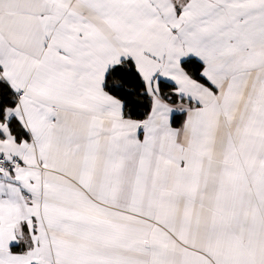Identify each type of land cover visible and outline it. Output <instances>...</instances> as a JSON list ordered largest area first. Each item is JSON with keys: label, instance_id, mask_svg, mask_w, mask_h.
Returning a JSON list of instances; mask_svg holds the SVG:
<instances>
[{"label": "snow or ice", "instance_id": "obj_1", "mask_svg": "<svg viewBox=\"0 0 264 264\" xmlns=\"http://www.w3.org/2000/svg\"><path fill=\"white\" fill-rule=\"evenodd\" d=\"M0 264H264V0H0Z\"/></svg>", "mask_w": 264, "mask_h": 264}]
</instances>
